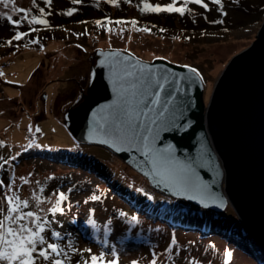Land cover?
Returning <instances> with one entry per match:
<instances>
[{
	"label": "rangeland",
	"instance_id": "1",
	"mask_svg": "<svg viewBox=\"0 0 264 264\" xmlns=\"http://www.w3.org/2000/svg\"><path fill=\"white\" fill-rule=\"evenodd\" d=\"M14 2L17 9L30 11L13 12L0 4V13L27 17L18 26L27 35L9 44L17 26L0 15V203L16 193L29 201L26 211L43 208L40 214L62 233V239L52 236L51 241H72L67 248L71 264L89 257L88 248L105 252L106 259H118L119 264L133 259L139 264H152L153 259L156 264H192V258L203 264H262L245 242L248 238L231 206L220 217L165 196L108 148L79 144L63 115L86 89L91 57L98 50H122L144 61L164 59L194 67L208 103L229 62L255 41L264 21V0H222L223 11L205 0L209 9L190 4L193 12L183 16L142 13V0H117L115 5L107 0H37L50 26L29 23L33 15H42L33 0ZM70 7L76 10L69 15ZM117 18L123 19L117 23ZM38 126L43 132L39 139L33 137ZM72 185L76 187L62 205L65 212L52 214L58 198L52 189ZM92 192L103 193L99 202H85ZM133 215L137 222L131 221ZM173 236L175 250L165 252ZM72 246L85 251L73 254Z\"/></svg>",
	"mask_w": 264,
	"mask_h": 264
},
{
	"label": "water",
	"instance_id": "2",
	"mask_svg": "<svg viewBox=\"0 0 264 264\" xmlns=\"http://www.w3.org/2000/svg\"><path fill=\"white\" fill-rule=\"evenodd\" d=\"M137 61L161 73L166 69L169 74L189 75L185 66L164 59L144 61L122 50H98L91 57L86 89L64 111L66 128L79 144L108 148L165 196L220 217L231 206L246 237L264 254V21L253 44L226 66L208 103L200 77L190 85L181 81L192 102L188 104L185 94L178 93L174 114L187 127L173 130L169 126L156 141L171 144L180 161L192 164L207 185L210 199L205 204L191 194L175 196L142 151L105 143L109 137L102 121L115 100L114 73Z\"/></svg>",
	"mask_w": 264,
	"mask_h": 264
},
{
	"label": "snow or ice",
	"instance_id": "3",
	"mask_svg": "<svg viewBox=\"0 0 264 264\" xmlns=\"http://www.w3.org/2000/svg\"><path fill=\"white\" fill-rule=\"evenodd\" d=\"M46 2L51 4L52 0H46ZM73 2L79 4L81 0H73ZM107 2L112 5L117 4V0H107ZM142 2L143 6L139 7L142 13L168 12L183 16L193 12V8L189 7L190 4L202 5L203 9H209V3H206L205 0H171L168 3H151L149 0H142ZM212 3L220 6V10L223 11L222 0H212ZM0 4L4 8L11 6L13 12L19 11L24 14L30 11L25 8L17 9L14 0H0ZM33 4L39 8L42 15H33L29 23L35 22L50 26L49 20L43 18L48 15L45 8L40 7L37 0H33ZM75 10L70 7L66 12L70 15ZM0 15L4 16L12 25L17 26L15 36L7 41L9 44L13 39L18 40L27 35L18 27L24 19H27L26 16L14 19L8 12L0 13ZM204 18L207 19V16ZM103 19L107 21L109 18L105 16ZM121 19L123 18H117V23ZM211 22L216 23V21ZM95 23L99 25L101 20L96 19ZM131 23L135 25L136 19L132 18ZM58 26L62 27V25ZM35 30L34 28L29 29V31ZM145 30L150 31V29ZM137 65L125 64L120 71L114 73L115 100L109 106L108 116L102 121L105 133L109 137L105 143H109L113 147H116L117 144H126L142 151L149 158L154 173L168 185L175 196L191 194L192 199L205 204L210 199L207 185L200 180L192 164L180 161L172 150L171 144L158 145L156 143L160 138L161 131L169 126L173 130L187 127V124H181L179 117L174 114L176 112L175 101L178 93L183 92L187 103L192 102L191 97L187 96L186 89L181 86V81L190 85L194 82L195 77H200V73L189 65H185L189 69V75L169 74L166 69L161 73L154 71L151 66L141 65L139 61H137ZM192 73L195 76L191 75ZM0 75L3 73L0 72ZM200 78L202 79V77ZM54 176L55 174L49 179H54ZM75 187L76 185H72L66 190L52 189L53 193L58 196L55 205L50 209L52 214L65 212V206L62 205L69 199L67 193H71ZM138 191L143 192L144 190L138 189ZM102 195L103 193L98 195L92 192L86 197L85 202H99ZM44 199H49V197L45 196ZM212 202L215 203V200ZM28 207L29 201L21 199L16 193L7 195L6 201L0 203V264H71V256L67 248L72 245V241H69L67 245L52 242V236L57 240L62 239L61 231H57L53 227V221L47 215L40 214L45 211L43 208L37 206L38 211H26L25 209ZM119 215L126 216L127 214L120 212ZM131 221L137 222V217L133 215ZM89 223H94V221L89 220ZM46 227L50 232H46ZM104 243L107 241L105 240ZM175 243L176 238L173 236L171 243L164 251H174ZM83 251L85 250L75 246L71 247L73 254L79 255ZM86 251L90 254L89 257L77 259L75 264H119L118 259H106L103 251L93 252L91 248ZM224 255L230 257L227 250ZM130 264H139V262L133 259ZM152 264H156L155 259ZM192 264H203V262L192 258ZM207 264H212V262L209 260Z\"/></svg>",
	"mask_w": 264,
	"mask_h": 264
},
{
	"label": "trees",
	"instance_id": "4",
	"mask_svg": "<svg viewBox=\"0 0 264 264\" xmlns=\"http://www.w3.org/2000/svg\"><path fill=\"white\" fill-rule=\"evenodd\" d=\"M225 232H226V230H225ZM226 234H227V232H226ZM236 238H238V237H236ZM245 242H248V247H249L250 251L252 253H257V255L260 257V259L258 258V260H260L259 262L261 263V261H262V264H264V254L260 251V249L255 244H253L249 239Z\"/></svg>",
	"mask_w": 264,
	"mask_h": 264
},
{
	"label": "built area",
	"instance_id": "5",
	"mask_svg": "<svg viewBox=\"0 0 264 264\" xmlns=\"http://www.w3.org/2000/svg\"><path fill=\"white\" fill-rule=\"evenodd\" d=\"M37 135L39 136V137H41V132L38 130V133H37Z\"/></svg>",
	"mask_w": 264,
	"mask_h": 264
}]
</instances>
